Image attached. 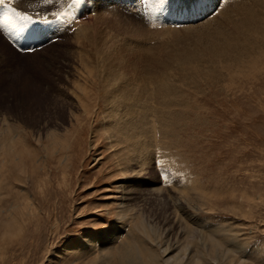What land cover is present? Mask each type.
<instances>
[{
    "label": "rangeland",
    "instance_id": "374dc122",
    "mask_svg": "<svg viewBox=\"0 0 264 264\" xmlns=\"http://www.w3.org/2000/svg\"><path fill=\"white\" fill-rule=\"evenodd\" d=\"M13 1L0 4V264H264V49L230 68L215 52L211 68L165 81L183 45L160 33L192 35L232 10L219 16V0L193 16H172L175 0ZM15 12L31 17L18 31ZM107 34L118 39L112 54L129 57V81L148 80V67L175 95L104 86L88 39ZM142 92L154 96L123 123L121 98Z\"/></svg>",
    "mask_w": 264,
    "mask_h": 264
},
{
    "label": "bare ground",
    "instance_id": "6f19581e",
    "mask_svg": "<svg viewBox=\"0 0 264 264\" xmlns=\"http://www.w3.org/2000/svg\"><path fill=\"white\" fill-rule=\"evenodd\" d=\"M213 1L214 0H187V2H183L181 0H175L172 3H170L171 10H173V11H171V14H172V16H176L177 14H180L182 12V15H183V11H188V14L193 16L191 13L192 10L194 12H199L200 10H202L201 8L208 10L209 7H211ZM232 1H234L233 8H231V3H230ZM17 2H19V0ZM34 2H35V0H34ZM12 3H15V0ZM29 4H32V3H29ZM219 4H220V11L218 12L219 16H221V15L223 16L225 13H227L229 8L232 11H229L227 16L224 17L223 21L221 20L222 22H218L219 20L215 22V20H216L215 18H217L218 17L217 16L214 19L212 18L211 20L207 21L206 23L204 22L203 24H205V25L203 27H201L198 31H196V32L192 31L193 34L191 33L192 35H195V38H197V40H198V41H195V43L196 44L199 43V44H202V46H204V51L203 50L202 51L193 50L192 42L190 41V38L192 35H190V34H189L190 36L189 35L181 36L182 34L179 35V33L183 32V31H180V30H172L171 31L170 30L171 32H161L160 33V34L163 33V35L164 34L167 35L168 40L173 41L171 44H174L177 46H179L180 44L183 45L181 50H179V51L174 50V54L171 57H168L167 62L164 64L165 70L166 71L171 70L170 72H172L171 75L165 74V81L172 82V84H173L175 80L179 81V79H184L186 76H188V74H190L189 69L190 70L191 69L198 70L201 67L205 68L206 66H207V68H209V64H210V68H211L212 67L211 65L215 64L214 59L211 62L205 61V59H207L208 56L211 57V54H214L215 52H218V53H216L214 56H217L219 58L227 56V58L223 61V64H225L223 67L230 68V67L240 65L239 63H243L245 61L256 58L255 55L260 50L264 49V0H222ZM13 6H14V4H13ZM34 9H35V7H34ZM76 10H78V9H76ZM234 10L238 11L239 16L234 18V19L228 18L229 15L230 16L236 15V12H233ZM77 13H75V14H77ZM35 15H36V13H35ZM36 19H38V18H36ZM210 22H215V24L212 25V24H210ZM87 24H89L88 26H90L92 24V22H88ZM87 24H84V25L87 26ZM84 25L82 24L81 26L85 30L86 26H84ZM194 28L195 27L186 28V29L194 30ZM182 29H184V28H182ZM164 31H167V30H164ZM184 31H187V30H184ZM80 32H82V31H80ZM108 34L105 36V39L101 43L98 41V46H97V44L95 45V43H94L95 41H93L91 39V37H89V39H88L92 43L90 45L91 48L92 47L95 48L96 51L95 50L94 51L97 54L96 61L90 63V65L92 66V72H93V74H98L100 76L98 80L103 81V85L104 84L107 85V88H109V90L113 89L114 86L117 85L118 83L122 84L123 86H128V87L135 86L136 88H143L146 85H152V86L155 85V88L158 92H160L164 89H168V90L173 91L174 95H175L176 87L173 85H167L165 82L155 80L156 74L155 75L153 74L155 72L149 71L151 68H148V67H147V71H143L144 68L141 67V68H143V70H142L143 72L141 74L144 76H149L148 80L147 79H141V80L138 79L139 82L136 81L135 84H133V82L129 81L126 78V75L128 74L126 72L127 71L126 68H128V66H130L128 64V58L129 57L126 54H120V55H118L117 53L112 54L111 50L116 45L115 41L118 43V39L116 37H114L115 39L113 40V36L110 37ZM171 34H177V36H174V35L171 36ZM186 34H187V32H186ZM183 35H184V33H183ZM179 37L180 38L182 37V39H179ZM188 42H190V43L187 46ZM27 43L32 44L31 41H28ZM0 47H3V49H6L5 51H9L8 47L3 43H1ZM252 48H255V49H252ZM101 54H102V57L99 59L98 56ZM116 55L119 56L121 61L118 64V68L111 69L113 59ZM91 57L94 58L95 56H93V54H92ZM200 59L203 62H201ZM84 60H86V59H84L82 55H79L80 65H82V63L85 62ZM85 63H87V62H85ZM249 63H250V61H249ZM148 64H150L149 61H148ZM146 66H147V64H146ZM146 66L144 64V67H146ZM245 66H247V65H245ZM88 67H89V65H88ZM154 67H155V65H154ZM185 67H187L188 70L183 75L182 74L183 68H185ZM83 68L85 70V67H83ZM207 68H205V69H207ZM86 69H87V67H86ZM200 70L202 71V68ZM200 70H198V71H200ZM203 71H205V70H203ZM133 72H137V71H135V69H134ZM88 75H92V73L89 72ZM152 75H154L155 78L152 77ZM172 77H175V78L173 79ZM152 78H154V79H152ZM177 94H179V93H177ZM153 96L154 95H151V94L145 95L142 92L136 98V100H134L133 103L130 102L129 97L121 98L122 104L126 105V112H127L126 114L122 115V118H120L121 121L123 123H126L127 121L137 119L139 117L141 110L145 109V105L151 100V98ZM109 98H112V95H110ZM136 113H137V115H136ZM132 114L135 115L134 117H136V118H133ZM124 120H125V122H124ZM147 146L148 145L146 144V142H144L143 139H142V141L140 140L139 143L137 144V148L139 149L138 152H140L143 147H147ZM225 241H226V239H225ZM128 246H130V245H128ZM132 246H133V244H132ZM127 253L129 254V252H127ZM121 254H122V252H119V256H122ZM125 257L127 259H129V257H131V256L125 255ZM123 259H124V256L120 257V260H123Z\"/></svg>",
    "mask_w": 264,
    "mask_h": 264
},
{
    "label": "snow or ice",
    "instance_id": "6c2138e0",
    "mask_svg": "<svg viewBox=\"0 0 264 264\" xmlns=\"http://www.w3.org/2000/svg\"><path fill=\"white\" fill-rule=\"evenodd\" d=\"M221 2V0H219V3ZM4 3V0H0V4H3ZM15 15L17 17H19L21 23L17 24V25H14L13 28L15 31H18L20 30L21 28L27 26L25 23H23V21H29L31 20V17L29 16H21V14L19 12H15ZM4 23H6V21H0V27H2L4 25Z\"/></svg>",
    "mask_w": 264,
    "mask_h": 264
}]
</instances>
